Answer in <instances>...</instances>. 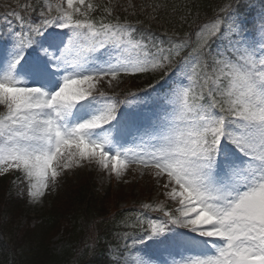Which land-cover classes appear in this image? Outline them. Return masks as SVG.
Segmentation results:
<instances>
[{"label": "rangeland", "instance_id": "rangeland-1", "mask_svg": "<svg viewBox=\"0 0 264 264\" xmlns=\"http://www.w3.org/2000/svg\"><path fill=\"white\" fill-rule=\"evenodd\" d=\"M53 1L59 13L87 12L80 0ZM140 1L144 14L148 9ZM222 1L220 5L225 4ZM108 2L102 10L105 23L101 29L87 37H76L68 25L61 35L54 31L53 38L44 42L46 58H32L25 69L11 67L0 47V115L15 107L4 128L8 140L0 145V172L25 167L31 180L27 214L34 218L48 209L65 182L82 173L86 179H95L101 189L117 183L125 193L122 205L137 202L173 214L179 233L138 237L121 264H264V88L247 78L236 82L235 67L223 86L224 73L230 75L223 69L225 63L208 59L202 61V69L197 65L201 44L206 45L203 60L205 55L217 57L218 46L211 49L206 43L220 34L222 26L226 31L220 37L228 40L219 46L221 52L240 49L249 42L247 35L239 34L235 17H229L228 24L221 20L205 24L193 44L174 40L173 45L151 52L130 36L134 22L113 17L115 3L135 15L133 0ZM167 7L176 26L172 33L187 29V34L203 18L202 5L196 0H154L150 8ZM257 48L264 53L262 45ZM188 50L189 57L181 58ZM14 53L16 62H21L18 65L26 63L18 47ZM181 59L185 63L178 66ZM139 70L146 73L142 80L163 76L183 86L185 90L178 91L176 115L170 97L157 108L147 105L154 97L146 91L148 87L119 113L110 111L108 100L124 81L122 75ZM234 88L246 97L241 104L233 99ZM210 93L227 96L222 101V119H215L213 108L207 110L200 102L189 105L185 99L191 95L201 101ZM195 108L201 110V125L194 122L195 115L188 114ZM158 110V123L147 131L134 129L145 123L146 113V125L153 121ZM246 114L250 121L245 120ZM197 128L213 135L214 151L207 148L204 136L193 134ZM230 148L231 153L224 155ZM147 172H154L153 187L130 193L139 174L150 182ZM240 176L245 178L243 183ZM255 177L260 186L254 181L249 184ZM227 189L233 197L229 198ZM191 228L201 231L186 241L183 236ZM60 238L55 235L51 246L57 247ZM0 264L7 263L0 258Z\"/></svg>", "mask_w": 264, "mask_h": 264}, {"label": "trees", "instance_id": "trees-1", "mask_svg": "<svg viewBox=\"0 0 264 264\" xmlns=\"http://www.w3.org/2000/svg\"><path fill=\"white\" fill-rule=\"evenodd\" d=\"M15 0H0V11L8 10ZM214 1L204 2V10L210 13ZM35 10V6L31 7ZM28 9L27 17L33 16ZM212 14V13H210ZM209 14V15H210ZM138 16L145 25L158 31L163 24L149 21L146 13ZM145 31H139L141 37ZM139 186L142 187L141 184ZM3 185L0 184L1 215L6 219L5 230L10 234L15 245L9 243L14 251V264H112L113 253L109 251L112 239V227L124 220V212H118L122 190L110 187L99 191L97 184L90 180H80L66 186L60 195L51 203V208L43 215L36 226L28 224L12 228L17 218H20L22 203L18 199L5 197ZM2 198V200H1ZM132 215H129L130 217ZM61 236V245L52 247L55 235ZM11 240V239H10ZM105 258V261H104Z\"/></svg>", "mask_w": 264, "mask_h": 264}]
</instances>
